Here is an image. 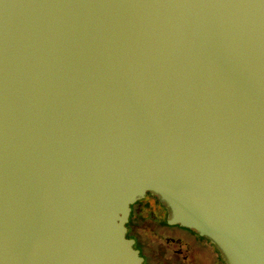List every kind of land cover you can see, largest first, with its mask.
I'll return each mask as SVG.
<instances>
[{
	"label": "water",
	"instance_id": "obj_1",
	"mask_svg": "<svg viewBox=\"0 0 264 264\" xmlns=\"http://www.w3.org/2000/svg\"><path fill=\"white\" fill-rule=\"evenodd\" d=\"M146 193L264 264V0H0V264H144Z\"/></svg>",
	"mask_w": 264,
	"mask_h": 264
},
{
	"label": "flooded vegetation",
	"instance_id": "obj_2",
	"mask_svg": "<svg viewBox=\"0 0 264 264\" xmlns=\"http://www.w3.org/2000/svg\"><path fill=\"white\" fill-rule=\"evenodd\" d=\"M150 198H152L153 202L158 204L159 208L163 211L162 215L158 213L156 217L157 222L162 224L163 218L166 222L167 212L165 207L158 201L155 195L150 193H146L145 197L142 198L141 201H136L134 204H132L131 212L133 211L137 214L136 205L140 204L141 202L150 205ZM170 226L172 229L169 228L171 233L166 236V243H169V245L172 246L170 250L171 254L165 253L166 244L165 247L158 249L155 247L154 251H152V261L150 264H225L216 247L206 237L200 236L195 231L177 224ZM165 227L168 228V224L165 225ZM127 236H129L128 231ZM133 238L135 239L136 244V238ZM135 244L134 246L136 247ZM160 252L162 253L159 256L158 254H160ZM143 258L145 260V256H143Z\"/></svg>",
	"mask_w": 264,
	"mask_h": 264
},
{
	"label": "rangeland",
	"instance_id": "obj_3",
	"mask_svg": "<svg viewBox=\"0 0 264 264\" xmlns=\"http://www.w3.org/2000/svg\"><path fill=\"white\" fill-rule=\"evenodd\" d=\"M141 200L142 199H139L138 201ZM136 210L140 219L138 228L140 229V233L143 237L137 238L135 245L136 248L140 250L141 255L145 256L144 263L150 264L152 261V251H154L155 247L158 249L165 247L166 244L167 248L165 247V253L171 254L170 250L172 246L169 245V243H166V236L171 233L170 229H172V227L168 225L169 227L167 228L165 225L157 222L156 217L158 213L160 215L163 214V211L159 208L158 204L154 203L153 199L150 198V205L141 202L136 205ZM160 255L161 254H159V256Z\"/></svg>",
	"mask_w": 264,
	"mask_h": 264
},
{
	"label": "trees",
	"instance_id": "obj_4",
	"mask_svg": "<svg viewBox=\"0 0 264 264\" xmlns=\"http://www.w3.org/2000/svg\"><path fill=\"white\" fill-rule=\"evenodd\" d=\"M139 221H140V219H139L138 215L132 211L130 216H129V220L126 224L128 227V235L135 237L136 240H137V238L143 237L140 233V229L138 228ZM162 224L167 225L164 218L162 219ZM160 254H161V252H160Z\"/></svg>",
	"mask_w": 264,
	"mask_h": 264
}]
</instances>
